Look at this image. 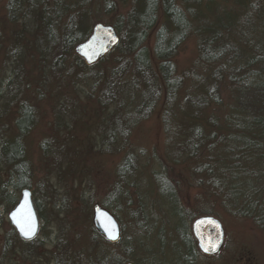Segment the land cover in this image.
I'll use <instances>...</instances> for the list:
<instances>
[{
    "label": "rangeland",
    "instance_id": "374dc122",
    "mask_svg": "<svg viewBox=\"0 0 264 264\" xmlns=\"http://www.w3.org/2000/svg\"><path fill=\"white\" fill-rule=\"evenodd\" d=\"M58 1L0 0V148L16 138L20 108L33 115L21 139L23 176L15 161L0 157V264H184L160 182L174 191L190 234L192 216L214 217L223 227L220 253L208 258L196 245L192 264H264V228L238 215L233 202L216 199L211 185L224 176L215 157L228 138L229 75L236 66L207 62L200 32L227 11L242 18V8L218 0L191 8L193 34L173 59L179 86L168 97L157 65L139 70L122 45L92 67L75 47H63L80 21L89 34L97 24L121 25L125 33L132 0ZM154 34L147 44L152 59ZM231 44L235 51L244 46ZM205 89H219L222 104L204 100ZM19 181L41 218L29 244L8 219L10 200H20ZM105 204L121 228L116 245L93 226V207Z\"/></svg>",
    "mask_w": 264,
    "mask_h": 264
},
{
    "label": "trees",
    "instance_id": "16d2710c",
    "mask_svg": "<svg viewBox=\"0 0 264 264\" xmlns=\"http://www.w3.org/2000/svg\"><path fill=\"white\" fill-rule=\"evenodd\" d=\"M212 1L132 0L131 9L124 21L127 28L125 33L121 25H114L120 36L119 45L124 46V51L133 56L139 70L144 71L152 64L157 65L168 97L170 92L175 95L179 86L175 78L176 66L173 59L193 34L188 13L192 7H202L205 2L212 6ZM218 1L239 6L244 12L241 18L239 13L227 11L205 27V32H200L206 35V38L200 41L207 62L216 64L226 60V66H236L229 75L232 101L225 120V137L228 138L226 142L225 137L218 141L225 144L215 157V166L224 176H219L218 182L211 185L216 199L226 203L227 200L233 202L238 215L252 219L264 228V0ZM58 3L61 4L62 0ZM9 8L18 11V6L11 4ZM205 8L207 11L210 9L207 6ZM82 23L80 21L71 25L64 35L63 47L76 48L89 37L90 34ZM153 32L154 62L147 46ZM219 40H223V43L221 46H215ZM231 42L244 46L241 51H235ZM208 86L211 88L212 85ZM207 90L204 100L207 98L216 104H222L219 89L214 92L212 89ZM15 122L16 138L0 148V157L3 155L10 161H15L23 176L25 168L19 163L23 162L25 154L21 139L32 127L33 115L25 108H20L19 118ZM198 141L202 143L203 140ZM204 154L209 152L204 150ZM22 179L20 176L19 180ZM160 183L173 206L177 233L185 250L183 254H179V258L181 261L183 258L184 264H192L197 257L196 241L190 234L186 214H183L184 211L178 206L176 195L169 184ZM25 184L24 181H19L15 189L22 191L27 188ZM10 203L13 207L16 205L13 200H10ZM102 207L111 209L108 204ZM36 208L38 210L37 205ZM196 218L198 217H190L191 220Z\"/></svg>",
    "mask_w": 264,
    "mask_h": 264
},
{
    "label": "water",
    "instance_id": "95a60500",
    "mask_svg": "<svg viewBox=\"0 0 264 264\" xmlns=\"http://www.w3.org/2000/svg\"><path fill=\"white\" fill-rule=\"evenodd\" d=\"M118 43L119 38L113 27L98 24L92 29L90 37L76 47L75 53L85 61L87 66H92ZM8 218L22 242L29 243L37 238L41 229V220L30 190L24 189L21 192L18 204L12 209ZM93 225L98 234L108 243L117 244L120 241L121 230L118 221L110 211L100 205L93 207ZM22 228L32 233L30 238L24 235ZM191 232L203 256L212 258L222 250L225 234L217 219L210 216L200 217L192 223Z\"/></svg>",
    "mask_w": 264,
    "mask_h": 264
},
{
    "label": "snow or ice",
    "instance_id": "6c2138e0",
    "mask_svg": "<svg viewBox=\"0 0 264 264\" xmlns=\"http://www.w3.org/2000/svg\"><path fill=\"white\" fill-rule=\"evenodd\" d=\"M22 230V232H24V235L26 236V237H31V235H32V233L30 232V231H24V229L22 228L21 229ZM206 251L208 250L207 248L205 249Z\"/></svg>",
    "mask_w": 264,
    "mask_h": 264
}]
</instances>
